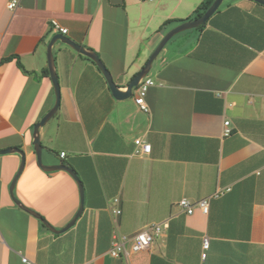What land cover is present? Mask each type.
<instances>
[{
  "label": "crops",
  "instance_id": "0c3cea01",
  "mask_svg": "<svg viewBox=\"0 0 264 264\" xmlns=\"http://www.w3.org/2000/svg\"><path fill=\"white\" fill-rule=\"evenodd\" d=\"M10 1L0 0V150L25 152L14 196L60 231L80 208V188L66 170L44 171L33 146L35 124L56 101L43 73L48 44L61 34L52 22L96 51L124 90L204 0H21L14 11ZM187 31L152 65L149 112L136 104V88L116 99L95 62L55 43L61 99L40 129L43 163L76 171L84 211L67 231H52L13 200L21 155H0V264H264V5L224 0L202 28ZM227 120L233 133L224 136ZM137 138L151 144L149 154H136ZM218 189L230 190L208 214L178 205ZM165 220L149 249L110 254L114 235Z\"/></svg>",
  "mask_w": 264,
  "mask_h": 264
},
{
  "label": "water",
  "instance_id": "95a60500",
  "mask_svg": "<svg viewBox=\"0 0 264 264\" xmlns=\"http://www.w3.org/2000/svg\"><path fill=\"white\" fill-rule=\"evenodd\" d=\"M254 1L264 5V0H254ZM223 2H224V0H215L213 2V4L211 5V7L204 13L203 16H201L195 20H191V21L179 24L178 26L171 29L164 36V38L162 39V41L160 42V44L158 45L156 50L152 53L148 62L145 64V66L142 68V70L129 82L128 86L126 87V90H122L119 88V85L114 80L110 70L104 64L100 55L96 51H94L90 48H86L85 46L74 42L69 37H67L63 34L54 35L48 44L47 57H48V68L50 71V77H51V80L53 82V86L55 89L56 101H55L54 106L49 110V112L47 114H45L43 116V118L35 124L34 135H33V146H34V151L36 152V155H37L38 164L44 171L53 172V171H59V170H66L76 180V182L78 183L79 188H80L81 205H80L78 212L76 213L74 218L67 224V226H65L60 231L56 230L52 226V224L50 222H48L40 213H38L37 211L27 207L25 204H23L20 200H18L14 196V189H15L16 183H17V181H18V179H19V177H20V175H21V173L25 167V164H26V154L20 148H8V149L0 150V155L19 153L22 157L20 169H19L17 175L15 176V178L11 184V187H10V191H11L14 202L20 208L25 210L26 212H28V213L32 214L33 216L37 217L38 219L42 220V222L48 228H50L52 231H54L56 233L67 231L68 229L73 227L74 224L76 223L77 219L82 215V213L84 211L85 191H84V186L82 184V181L79 178L76 171L74 169H72L70 166L65 165V164L45 165L43 163V157H42L43 156V145L41 143V138H40V129L42 127H44L54 117V115L57 113V111L60 107V99H61L60 82H59V77H58V73L56 70L55 58H54V53H53V46L55 45V43L57 41H61L64 44L72 47L77 52L91 58L98 65V67L103 72L104 76L106 77V80L108 81V84L110 86V89H111L114 97L116 99H119V100H125V99L132 97L133 90L139 86V84L141 83L143 78H145L146 76L149 75L154 61L158 58V56L160 55L162 50L165 48V46L168 44V42L175 35L183 32V31L190 30V29H196V28H199V27L203 26L204 24H206L209 21V19L219 10V8L223 4Z\"/></svg>",
  "mask_w": 264,
  "mask_h": 264
},
{
  "label": "built area",
  "instance_id": "2783aa9c",
  "mask_svg": "<svg viewBox=\"0 0 264 264\" xmlns=\"http://www.w3.org/2000/svg\"><path fill=\"white\" fill-rule=\"evenodd\" d=\"M155 1V0H149ZM21 0H11L8 2V9L11 11L16 10L20 6ZM53 27L59 31L61 34L66 35L68 33L67 28L61 26V24L54 20L52 22ZM155 84L154 80L146 76L143 78L141 83L137 88V93L135 96V102L139 106V108L144 112H149L150 108L146 101V95L150 87ZM224 128V136H229L233 133V129L231 127V122L227 120L225 122ZM137 144L136 154L138 155H146L151 152L152 146L150 143L144 142L142 139L137 138L135 140ZM62 157L65 156V152H62ZM230 189L221 190L218 189L214 194L203 198L197 202H192L188 198H183L179 202V207L181 211L186 214H193L196 208H199L204 214H208L210 212V202L214 198L221 197L225 192L229 191ZM115 203H119V199H115ZM116 214H120L121 210H115ZM169 227V220H165L162 223L158 224H151L145 227L143 230L139 231L133 236H119L114 235L111 242L110 254L113 257H126L129 258L131 253L139 252L142 250H147L151 246V244L155 241L156 237L162 235L163 231ZM129 245V246H128ZM210 247L209 238H204L203 242V249L204 252L202 254L203 258L207 256V250ZM24 262L28 263L26 258H23Z\"/></svg>",
  "mask_w": 264,
  "mask_h": 264
},
{
  "label": "trees",
  "instance_id": "16d2710c",
  "mask_svg": "<svg viewBox=\"0 0 264 264\" xmlns=\"http://www.w3.org/2000/svg\"><path fill=\"white\" fill-rule=\"evenodd\" d=\"M215 0H204L200 5H199V7L197 8V10H196V12H195V17H194V19H197V18H199V17H201V16H203L204 15V13L211 7V5L213 4V2H214ZM205 25V24H204ZM203 25V26H204ZM203 26H201V27H199V28H202ZM83 55V54H82ZM85 56V55H84ZM15 57L16 56H14V57H7L5 60L6 61H9V60H12V59H15ZM86 58H88V59H90V60H92L91 58H89L88 56H85ZM18 59V65L20 66V68H22L24 71H26L25 69H24V67L22 66V64H21V61L19 60V58H17ZM4 60V61H5ZM93 61V60H92ZM94 62V61H93ZM26 72H28V71H26ZM28 73H30V72H28ZM43 73L45 74V75H47V76H49L50 75V71H49V69H46V70H44L43 71ZM137 89V88H136ZM136 96V95H135ZM116 199V198H115ZM115 199H114V202H115ZM119 199V198H118ZM180 202V201H179ZM119 203H120V199H119ZM119 203H116V204H119ZM178 205H179V203H178ZM118 210V209H117ZM119 210H121V209H119ZM121 213H122V210H121ZM120 213V214H121ZM119 215V214H118Z\"/></svg>",
  "mask_w": 264,
  "mask_h": 264
},
{
  "label": "rangeland",
  "instance_id": "374dc122",
  "mask_svg": "<svg viewBox=\"0 0 264 264\" xmlns=\"http://www.w3.org/2000/svg\"><path fill=\"white\" fill-rule=\"evenodd\" d=\"M189 31H191V29L189 30ZM185 32H188L187 30L186 31H183V32H181V33H179V34H177V35H175L169 42H168V44L166 45V48H171V47H173V45H175V44H180L181 43V41H180V39H181V37L185 34ZM158 47V46H157ZM156 47V48H157ZM156 48L154 49V51L156 50ZM153 51V52H154ZM158 61V60H157ZM156 61V62H157ZM155 62V63H156Z\"/></svg>",
  "mask_w": 264,
  "mask_h": 264
},
{
  "label": "clouds",
  "instance_id": "9594fccd",
  "mask_svg": "<svg viewBox=\"0 0 264 264\" xmlns=\"http://www.w3.org/2000/svg\"><path fill=\"white\" fill-rule=\"evenodd\" d=\"M138 88V87H137ZM124 90H126V89H124Z\"/></svg>",
  "mask_w": 264,
  "mask_h": 264
}]
</instances>
